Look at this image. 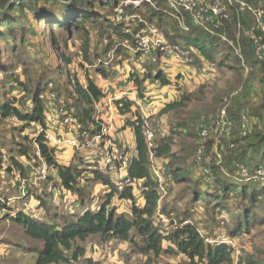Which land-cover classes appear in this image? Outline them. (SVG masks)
<instances>
[{
  "label": "rangeland",
  "instance_id": "374dc122",
  "mask_svg": "<svg viewBox=\"0 0 264 264\" xmlns=\"http://www.w3.org/2000/svg\"><path fill=\"white\" fill-rule=\"evenodd\" d=\"M2 1L0 0V11ZM123 4L125 5L124 2ZM56 5L51 6L56 8ZM140 9L143 11L141 7ZM96 11L107 13L106 8H96ZM248 22L253 23L250 14H248ZM20 24L25 27L23 38L20 35V29H18L13 32L12 43L8 44L0 40V109L4 103H10L21 112H31L34 97H39L45 103V83L47 81L52 82L59 97L65 103H73L74 101H69L74 95L69 82L73 76L83 84L85 76L88 75L98 87L109 86L107 88L109 92H112V87L125 92L134 90L139 98L130 75L133 71L139 72L142 64L136 56L129 53V50L124 52L126 59L122 61L111 59L112 63L109 64L107 76L103 77L96 73L93 65L82 59L79 50L82 33L66 32L60 29L55 32L60 45L59 51L69 56L71 63L67 66L66 72L59 73L57 68L62 62L54 54L55 50L49 40L52 27L37 22L27 8L24 10V20ZM151 24L156 26L155 21H152ZM130 25L133 29L135 23L131 22ZM86 29L89 34L90 53L95 58L94 60L98 62V60L109 59L104 49L115 36L111 34L112 36H108L109 38H103L107 35H101L95 28L86 25ZM246 30V28L235 30L231 23H228L224 29L235 40H239L242 35L249 36ZM166 42L170 46L175 42L183 45L180 41L166 40ZM153 53L159 59L162 56L165 58L168 53L171 54L167 50H156ZM158 63L160 64L161 61L159 60L154 65H158ZM234 63L239 72L231 71L225 67L214 68L205 63V70H201L200 73L197 67L191 65L192 69L188 76L182 75L181 70H177L179 67L172 68L165 64V73L171 79V84L174 83L170 88L172 87L174 90L175 87L182 88V96L174 94L176 95L174 99L178 101L179 97V99L185 98L179 101L177 107L165 114H160L159 110L148 114V118L151 120L149 123L155 131V139L153 137L155 145L161 143L165 137L172 140L170 157L159 158L158 165L166 166L165 169L172 172L173 176L177 173L178 177L181 174L188 177V179H173L167 194L162 199V207L165 213L172 214L177 221L188 219L196 223L199 229L208 233L207 236L216 234L228 236L229 227H233L235 222L229 214L224 212L211 213L210 208L213 201L210 203L195 201L193 199L194 191H207V193L215 194V180L219 176H225L224 173L230 169L232 162L239 154V150L229 151L226 147L232 140L236 141L237 146L240 144L239 141L243 137L240 127L241 115H245L248 119L245 127L246 134L255 129L264 132V71L259 67L251 69L245 66L241 57ZM182 64L181 68L185 69L187 64ZM152 83L155 86H150ZM147 84L150 86V88L147 87V91H155L159 85L158 82L147 80L143 88ZM140 104L148 105L144 104L142 100ZM103 107L104 114L114 112L112 103L103 104ZM223 107L227 109L230 117L234 120L235 125L230 134L217 137L210 134L205 139L201 138V130L203 128L210 129L216 115ZM114 113L119 115L118 112ZM93 116H95L94 112ZM35 133V124H26L20 121L15 114L5 116L0 112V198L2 201L0 204V259H28L31 254L25 252L23 247L39 245V242L25 236L22 225L8 217L5 213L8 208L10 211L25 209L26 212H31L41 218L49 216L52 212L56 214L71 211L78 213L85 207L95 208L104 199V192L108 189L103 183L92 178V174L87 168L86 155H83L82 151L73 149L66 152L65 148L68 147L65 146L55 149V159L58 162L71 163L80 173L79 185L85 186L87 194L83 202L81 203L71 191L64 192L60 189L59 178L53 168L49 167L45 170V178L35 182L34 178L40 176L43 168V163L34 150L32 137ZM200 142L203 143L204 148L201 163L196 160ZM126 150L130 152L128 148ZM24 151L26 154H23ZM14 162L20 163L24 169L21 174L24 186L17 180L16 174L19 171ZM204 168H208L209 172L205 173ZM85 179H89L87 184H84ZM207 182H213L214 186L211 188ZM134 194L135 203L138 205L141 203V192L138 190ZM222 197L232 207L240 202L232 194L222 195ZM112 203L117 205L116 213L130 216L131 202L129 200L114 197ZM253 212L254 218L249 221L248 231L237 233L234 236V243L238 250V253L233 255L236 261L252 256L264 260L263 194L254 203ZM131 233L134 234V230ZM134 240L140 242V237L136 234ZM75 244L80 246L83 251L71 264H82L86 260L82 259L86 252L85 246L90 248L89 254L98 251L99 258L95 260L90 257V261H94V264H102L105 258L109 259L106 260L107 264H114L115 261L121 264H187L186 258L180 254L145 255L139 253L135 246L128 241L103 240L100 235H91L84 241L76 240ZM111 257H114L115 260H111Z\"/></svg>",
  "mask_w": 264,
  "mask_h": 264
},
{
  "label": "trees",
  "instance_id": "16d2710c",
  "mask_svg": "<svg viewBox=\"0 0 264 264\" xmlns=\"http://www.w3.org/2000/svg\"><path fill=\"white\" fill-rule=\"evenodd\" d=\"M124 1L3 0L0 11V40L8 44L12 43L13 32L18 29H20V35L23 38L25 27L20 23L24 20V10L27 8L37 22L52 27L49 40L55 50L54 54L62 62L57 68L59 73L66 72L67 66L71 63V58L59 51L60 45L55 32L63 29L66 32L82 33V43L79 49L82 59L93 65L96 73L106 77L107 70L110 67L109 64L112 62L105 66L102 63L98 64L94 60L95 58L90 53V41L86 25L98 30L101 35H107L103 36V38H109L111 34L114 35L113 41L107 43L104 52L107 53L111 48H114V60L119 59V61H122L126 59L124 52H128L123 42L127 40L130 46L135 44L136 33L143 25L137 19L142 18L150 24L155 21V27L164 36L165 40L182 42L183 45L180 46L187 49L193 57L192 66L199 68L204 63H207L214 68L225 67L235 72L236 70L238 71V67H235L234 62L239 61L241 57L245 66L251 69L259 67L264 71V51L260 52L261 58H258L255 43V40L262 37L263 34L260 30L251 28L253 23L250 24L248 22L249 13L238 12L235 4L220 0L227 18L221 19L220 27L216 29L217 33H224L228 40L232 41V46L220 41L217 34H212L201 25L196 24L187 14L182 17L187 28L184 29L180 25L178 17L173 15L172 10L163 0H151L152 4L142 1L139 6L143 11L140 7H135L131 3L124 5ZM243 1L264 10V0ZM51 5H56L57 7L55 8ZM96 8H106L107 13H99ZM119 10H122L120 19H118ZM125 13L135 15L136 18L133 21L126 20L124 18ZM18 21L21 22L19 23ZM131 22L135 23L133 29H131ZM227 22L231 23L235 30L248 29L249 36L245 37L242 35L239 40L232 39L231 35L224 31L228 24ZM260 42L262 43L263 39ZM174 44L178 43L175 42ZM234 46L239 49V55L235 53ZM129 53L136 56L140 64H142L139 72L133 71L130 75L132 82L136 86L139 98L144 96L143 86L147 80L158 82L161 86L171 84V80L159 67V63L154 65L159 62V58L156 55L155 62L143 57L140 52L132 53L129 51ZM69 82L74 93L69 101L74 102L65 103L61 99L63 106L67 111L72 112L74 117L84 126L88 127L92 124V133L98 132L102 120L95 119L93 112L94 102L104 96L102 89L88 75L85 76V83L83 84L79 83L75 76L70 78ZM49 83L52 84L51 81L45 83L46 89ZM52 90L57 93L53 85ZM183 98L185 97L178 101L166 103L159 110V113L165 114L169 112L177 107L179 101ZM113 105L117 112L124 117L123 126L131 127L134 133L135 152L132 154L127 167L129 182L125 183L122 189H118V185L110 179L107 173L91 170L92 178L100 181L108 188L105 191L104 199L93 209L85 207L78 213L74 211L58 214L52 212L49 216L41 218L31 212H26L25 209L10 211L8 208V211L5 212L8 217L22 225L25 236L30 240L39 242V245L33 247L25 245L23 247L26 250L25 252L34 254L32 261L26 259H0V264H71L83 251L80 246L75 244L76 240L84 241L91 235H100L103 240L117 239L128 241L135 246L139 253L145 255L180 254L186 258L187 264H264V260L255 256L236 261L230 245L223 242L206 243L205 236L199 233L201 229L198 228L196 223L188 219L179 220L182 225L176 229L168 231L163 229L157 221V210L171 218H174V216L165 213L162 203L159 204L158 184L150 172V154L156 159L170 157L172 140L169 137H165L161 143L155 145L154 137L152 145L149 147L143 132L145 124L151 120L145 118L140 113L138 105L127 96L114 99ZM44 108L45 103L36 96L33 98L31 112H21L10 103H4L0 112L5 116L15 114L20 121L26 124L34 122L44 125ZM227 114L230 117L228 111ZM242 136L238 146L235 143L236 141L232 140L233 147H226L229 151L239 150V154L232 162L230 169H227L226 173H224L225 176L217 177L215 186L212 185L213 182H207L211 188L214 186L215 194L195 190L193 195L195 201L206 203L213 201V205L210 208L211 213L224 212L234 219V226L229 227L227 232L228 236L233 240H235L234 236L237 233L248 231L249 221L254 218L253 205L258 201L260 195H264V132L255 129ZM32 140L38 145L40 156L44 159L47 167L56 171L60 189L64 192L71 191L82 203L87 194L85 186L79 185L80 173L71 163L63 164L55 159L56 148L47 144L41 133L33 135ZM202 144L200 142V145ZM23 154H26V152L24 151ZM237 164H243L250 174L257 169H262L263 176L257 180H245L234 174ZM14 165L19 171L17 174L21 176L24 170L22 165L18 162H14ZM165 165L167 164L165 163ZM169 173L172 181L179 178L188 179L184 174L178 177L177 173L174 176L172 172ZM87 180L89 179H85L84 184H87ZM138 190L141 192L140 196L142 198L141 203L137 205L134 193ZM228 194H232L234 198L238 199L240 201L239 204L235 207L227 204L222 195ZM114 197L121 200L127 199L131 202L130 216L124 213H116L117 205L112 203ZM186 220L187 222L184 223ZM133 230L134 234L131 233ZM136 234L140 237V242L134 240ZM205 235H208V233L205 232Z\"/></svg>",
  "mask_w": 264,
  "mask_h": 264
},
{
  "label": "built area",
  "instance_id": "2783aa9c",
  "mask_svg": "<svg viewBox=\"0 0 264 264\" xmlns=\"http://www.w3.org/2000/svg\"><path fill=\"white\" fill-rule=\"evenodd\" d=\"M142 1L152 4L151 0H125V4H133L135 7L139 6ZM169 8L172 10L174 16L178 17L180 25L187 29L182 19L184 14L196 23L201 25L206 31L217 34L220 41L232 45V41L228 40L224 33H217L216 29L220 27L221 19L227 18V14L224 12L223 5L220 0H163ZM230 4H235L238 12L249 13L253 18V25L251 28L260 30L263 37L257 38L256 43V55L261 58L260 52L264 49V10L256 5L249 4L243 0H225ZM119 10L118 19L121 18ZM182 16H178V15ZM126 20H134L135 15L124 14ZM143 25L136 33V42L133 46H130L127 40H124L123 45H126L127 49L132 52H140L143 57L155 61L156 50L169 51L176 60L181 61L184 64L191 66L193 63V57L190 52L181 47L178 44L168 45L164 36L160 31L142 18L137 19ZM248 31V29L246 30ZM263 39L261 43L260 40ZM233 46V45H232ZM235 53L239 55V49L234 46ZM114 48H111L106 54L109 59L98 60L99 63L107 66L114 59ZM97 62V63H98ZM98 63V64H99ZM45 120L44 125L39 123H32L36 125V133L42 134L45 142L54 148L62 146L68 147L77 151H89L90 161L88 162V170H97L99 172L109 174L110 179L118 185V189H122L123 185L129 182L127 177V167L129 165L132 153L127 152L124 146L118 145L111 137V131H113V125L105 122L102 118L104 111L102 100L94 102L95 119H101L100 129L98 132L92 133V124L86 127L80 121H78L72 112H69L63 106L62 100L58 97L57 93L52 90V84L49 83L45 93ZM108 103H112L113 100L108 99ZM109 117V115L107 116ZM148 118V115L145 116ZM248 119L245 115H241V134L245 135L246 123ZM234 120L228 116L227 109L223 107L212 122L210 129L203 128L200 132L201 138L205 139L210 134L214 136H226L229 135L234 127ZM62 130V131H61ZM65 130V131H64ZM64 131V132H63ZM34 134V135H35ZM144 137L149 145H152L154 131L150 124L147 122L144 128ZM35 154L41 159L43 168L39 177H35L34 181L45 178V170L48 169L44 159L40 156L39 147L36 142H33ZM229 148L233 147V143L227 144ZM203 146L200 145L196 152V160L201 163L203 155ZM219 157V154H218ZM158 159L154 158L150 154V172L158 184L159 204L167 194V190L172 183V177L165 166L158 165ZM205 173H208L207 168L203 169ZM235 175L245 180H257L263 176V170L257 169L254 173L250 174L243 164H237L235 166ZM17 180L24 186V179L19 174H16ZM157 221L163 227L164 230L176 229L182 225L180 221L175 218H171L159 210H157ZM187 222L184 221V223ZM199 233L205 236V242L209 244L214 243H226L230 245L234 253H238L234 240L224 234H216L214 236H207L203 230H199Z\"/></svg>",
  "mask_w": 264,
  "mask_h": 264
},
{
  "label": "crops",
  "instance_id": "0c3cea01",
  "mask_svg": "<svg viewBox=\"0 0 264 264\" xmlns=\"http://www.w3.org/2000/svg\"><path fill=\"white\" fill-rule=\"evenodd\" d=\"M159 60L161 61V63L159 64V67L163 70L164 73L166 72V69L164 68L165 64H167L168 66H171L172 68H176V66L179 67L177 70L180 69L181 70V74L182 75L184 74V76H188V73L192 69V68H190V66H187V65H185L186 66L185 69H182L181 66L183 64L180 63L178 60H176L174 58V56L172 54H169V53L167 54V56L165 58H163V56H162L161 59H159ZM204 66H205V63L201 67L197 68L199 73H200L201 70H205ZM196 82H198V80H196ZM173 84L174 83H172L170 85H167V86L158 85L157 89H155V91H153V90H148L147 91V87L150 88V86H153L154 83H152V85H150V86L147 84L143 88L144 96L142 98H138L136 96L134 90H132V91L130 90V91L125 92L124 90L118 91V90L114 89L113 87L112 88L110 87L112 92L115 91V93H112V92L107 91L108 90L107 88L109 86H103V87H100L102 89L103 93H104V96L101 98L102 105L103 104L108 105L109 104L107 102L108 99L114 100V99H117V98L122 97V96H127L129 99L133 100L138 105V107L140 109V113L143 116H147L149 113H155L157 110H160L166 103L176 101L174 99L176 97V95H174V94H180V96H182V94H183L182 88L175 87V90H174V88H172V87L170 88V86H172ZM179 98L177 100H179ZM141 100L144 102V104H148V105H146L148 107L142 106L140 104ZM145 101H146V103H145ZM151 104L152 105L154 104V106H151ZM113 110H114V112L117 113V110H116L115 107H113ZM103 111H104V107H103ZM114 112L112 111V112H109V114L108 113L103 114L102 118H103V120L105 122L111 123L113 125L114 128H113V131H111L110 135H111L112 139L114 140V142H116L120 146H124V148H128V150L133 154L135 152V141H134L133 130H132L131 127H128V126L124 127L123 126L124 125V117L121 116L120 114L119 115H115ZM108 115H109V117H107ZM69 150H71V149L65 148L66 152L67 151L69 152ZM83 155H86L87 160L89 162L90 161V157H91L90 156V152L89 151H84ZM59 163L68 164V162H66V163L65 162H59ZM85 248H86V252L84 253L82 259L83 260L86 259V260L83 261L82 264H94V261H90V257H92V259H95V260L97 258H99L98 251L94 252L92 254H89L90 253L89 252L90 248L87 247V246H85ZM30 254H31L30 257L28 259H26V260L32 261L33 258H34V254L33 253H30ZM110 259L113 260V261L115 260L114 257H111ZM106 260H109V259L105 258L104 261L102 262V264H107ZM117 263L121 264L118 261H115L114 264H117ZM122 264H124V263H122Z\"/></svg>",
  "mask_w": 264,
  "mask_h": 264
}]
</instances>
